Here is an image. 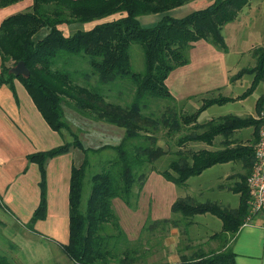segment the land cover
<instances>
[{"label":"trees","instance_id":"1","mask_svg":"<svg viewBox=\"0 0 264 264\" xmlns=\"http://www.w3.org/2000/svg\"><path fill=\"white\" fill-rule=\"evenodd\" d=\"M20 1L0 0V8ZM190 1L32 0L26 11L11 14L0 24V86H13L15 79H19L43 118L55 131L62 132L69 126L64 114L65 104L85 115L90 113L125 128L119 144L107 145L117 152V156L108 162L105 170L91 178L93 186L85 212L81 210L83 187L90 164L88 154L93 150L77 136L73 141L28 155L29 161L36 163L41 173V200L31 218L33 224L47 215L49 160L74 149L85 153L84 161L73 165L71 170L69 240L62 245L70 262L64 264H113L114 261L115 264H136L138 258L133 253L137 249L133 248L123 232L119 217L114 212L113 199L121 198L132 205L135 186H138V195L147 179L142 168L153 165L169 152L175 158L167 169L161 170V174L179 185L217 164L239 161L243 168L241 173L231 177L240 178L230 186L234 193L240 195L238 207L181 197L172 205L174 213L184 217L213 214L223 223L222 231L214 236L231 233V238L246 221L251 197L248 177L255 162L254 146L259 137L260 120L252 116L228 114L199 122L201 113L210 106L235 100L223 95L205 99L193 113L179 112L167 105L158 114L145 112L150 99L174 100L166 81L173 70L189 62L188 51L196 42L207 40L226 49L225 26L235 21L252 0H214L208 6L182 17L169 12ZM157 12L164 15L154 26L142 25L141 15ZM74 24H91V27L78 28L74 33L67 34L64 27ZM133 42L143 46V72L132 69L130 47ZM252 53L255 65L242 68L232 78L233 81L245 74L253 76L250 87L238 99L247 97L260 83H264V42ZM74 56L88 61L92 71L86 73L87 78L98 76V86L74 81L77 71L69 68L75 60ZM58 60L64 62L63 67L55 66ZM19 61L26 63L30 76H17L11 72ZM121 79H131L136 85L133 99L127 106L111 101L109 94L101 90V85L113 84ZM263 107L264 92L256 103L257 114ZM250 126L253 127L251 143L233 140L237 130ZM161 128L167 129L171 136L180 134L175 150H168L158 143L156 133ZM217 136L223 137V147L218 150L183 148L197 142L213 145ZM137 138L146 139L147 143L129 144ZM159 223L149 222L152 226L147 224V230ZM196 257L199 258L193 259ZM193 258L184 257L180 264H237L236 254L228 245L210 255ZM0 264L14 263L0 253Z\"/></svg>","mask_w":264,"mask_h":264},{"label":"rangeland","instance_id":"2","mask_svg":"<svg viewBox=\"0 0 264 264\" xmlns=\"http://www.w3.org/2000/svg\"><path fill=\"white\" fill-rule=\"evenodd\" d=\"M31 1L32 0H24L22 8H18L14 5L11 7V10H14L13 13L26 11L27 9L23 8L28 3L30 4ZM213 1L214 0H192L184 5L173 8L169 12L173 15L182 17L194 10L208 6ZM250 3V5L243 9L239 18L225 26L224 34L227 44L226 49H221L207 40L196 42V44H194L195 46H192L188 51L189 62L173 70L166 81L169 89L176 98H174V100L163 98L158 100L150 99L147 101L148 107L145 110L146 113L154 112L158 114L166 105L173 106L179 110V112L193 113L198 110V108L204 103L205 99L223 95L234 97L235 100L225 104H214L210 106L201 113L199 122H207L228 114L241 117L252 116L259 119L260 113L257 114L256 103L264 92V83H260L259 86L247 97L238 99L237 97L250 87L253 81V76L251 74H245L241 78L232 81V78L239 70L244 67L255 65L256 59L253 56L252 51L254 48L261 46L264 42V0H252ZM28 6L29 5L26 7ZM0 15H2V12H0ZM163 15L164 14L157 12L141 15L139 19L143 26L150 27L154 26ZM83 27L90 28L91 24L68 25L67 27H64V31L67 33V31L69 32L71 29L72 32H75L78 28ZM130 56L133 71L143 72L145 69L144 49L139 42H133L131 44ZM74 58V62L69 65L71 70L77 71L74 73V81L82 85L98 86V76H93L90 79L87 78L86 73L92 71L88 61L81 56H74ZM55 66L57 68L63 67L64 62L58 60ZM169 80L171 81L172 86H170ZM135 86L136 85L131 79H121L113 84L101 85V90L106 95L109 94L108 98L111 101L127 106L133 99ZM185 92H188L191 95L188 97H181L180 94ZM63 108L69 126L61 132L62 142L73 141L78 136L86 146L93 150L88 154L90 164L87 169L83 187L81 210L85 212L93 186L91 178L95 173L105 170L108 162L117 156V152L111 147H107V145L119 144L125 134V128L107 122L106 120H102L93 114L90 115L89 113L88 115H85L80 113L68 104H65ZM252 134L253 127H245L235 132L233 140L251 143L253 139ZM156 136L159 140L158 143L166 147L168 150H175L176 147H178L177 140L180 134H174V136H171L168 134L167 129L161 128L156 133ZM145 140L137 138L129 144L134 145L140 142L147 143ZM222 140V136H217L213 145L197 142L192 143L191 148L194 150L202 148L218 150L223 147ZM174 158L175 155L172 152H169L167 155H164L157 160L153 165H150L147 168H142L147 174V179L138 195V186H135L132 195L133 204L136 202L147 203V201H154V189L158 184L157 175L159 173L157 171L167 169ZM70 159L75 165H80L85 159V154L79 149H74ZM242 171V164L239 161L217 164L214 168L207 170L200 177H191L184 186L177 185L176 191L178 194L184 191L190 192V194H193L194 196H198V192L201 190L202 197L200 198H210L208 200L217 201L223 206L235 207L239 203V195L232 192L229 188L236 181L240 180V178L235 176L234 178L229 179L222 178L220 181H217V178L219 176H224L223 174L225 173L235 175ZM217 182L223 184L224 187L216 188L215 184ZM122 201L121 198L113 199L114 212L119 218L120 213L125 214V211L116 210L115 206L117 207ZM67 208L68 206L65 207V212ZM145 212L146 211L143 209L142 213L145 214ZM192 217H194L192 228L196 229L200 238L206 237L213 231L220 230L215 228L216 225L213 223L206 222L204 218H199L197 215ZM209 217H211V214ZM213 217L214 219H218L215 216ZM120 225L125 233L126 231L121 222ZM64 226L66 229V220H64ZM146 226L147 225L144 227L145 229H147ZM148 227H150V224H148ZM16 229L19 231L18 241L11 243L15 244V250L14 252L9 251L8 253H4L11 259V261L14 254L18 256L17 258L14 257L16 259L14 264H64L70 262V259L62 249L61 244L65 242L62 239L51 233H46L50 236L48 239L46 238V235L40 237L34 234H28L27 232L20 230L21 226H16ZM149 230L145 231L148 232ZM145 231L141 232L138 238H141ZM126 233L127 240L129 241L130 239V241H134L132 240L135 235L134 231H131L129 235ZM221 235V239H230L232 236L231 233H221ZM152 238L153 239L148 242L147 245L149 246H147L146 249L141 246L136 248V245L138 244L137 240L133 243L131 242L133 248L135 250L137 249L136 252L133 253V255L138 258L135 262L136 264L149 262L150 259H148L146 255L152 256L156 245L158 247L156 250L158 259L155 258V261L159 263L168 261V259H165L164 254H167L169 251L166 249L167 247L163 248L164 244L163 241H161L162 237L160 238L159 235L160 242H158V244L154 242V236ZM0 239H3V237L0 236ZM186 243H188L187 237H184L181 242H179L178 250L185 248ZM3 244L7 246L6 242L2 243L0 241L1 248ZM194 244L195 243H192V245ZM44 245L45 247L43 248ZM203 250L205 251L206 249L203 248ZM199 254L204 255L202 252ZM123 256L124 254L122 257ZM180 257V262L177 264H180L184 257L187 258L184 254H181ZM197 258L199 257L193 259ZM114 262L113 264H115Z\"/></svg>","mask_w":264,"mask_h":264},{"label":"crops","instance_id":"3","mask_svg":"<svg viewBox=\"0 0 264 264\" xmlns=\"http://www.w3.org/2000/svg\"><path fill=\"white\" fill-rule=\"evenodd\" d=\"M23 2L24 0L9 7L0 8V12H2L0 24L5 17L11 15L10 13L14 14V10H11L12 6L16 5L18 8H22ZM73 32L70 29L67 34H72ZM1 64L0 55V70ZM169 84L172 86L170 80ZM180 95L181 97H188L191 94L185 92ZM62 144L64 143L62 142L61 132L55 131L49 126L26 87L19 79H15L13 86L9 84L0 86V236L3 237L0 241L7 243V246L3 244L2 248L0 247L3 251L0 250V253L14 252L15 244L11 243L18 241L19 231L16 226H21L20 230L28 234L40 237L46 235L47 239L50 236L46 233H51L65 241L61 245L68 242L70 177L72 167L75 165L71 161L70 156L74 150L49 160L47 164V215L45 218L31 224L33 213L41 200V173L38 165L29 161L28 155ZM191 144L189 143L183 148H191ZM214 166L196 176L200 177L207 170L214 168ZM157 172L159 173L157 175L158 184L154 189L153 202H136L128 205L122 201L117 207L115 206L116 210L125 211V214L119 212V220L127 235L134 231L135 235L132 240H137V245L146 249L149 246L147 245L148 242L153 239V236L154 242L158 244L160 235L164 244L163 248L167 247L166 249L169 251L164 254L165 259H168V261L159 263L155 261V258L158 259L156 251L158 247L156 245L153 255H146L150 261L143 264H177L180 262L181 254L186 255L187 258L200 256L199 253L201 252L210 255L213 252H218L226 245L235 252L237 264H264V213L256 214L251 222L244 224L239 232L230 239H221L218 234V236H214V234L220 233L223 228V223L219 217L213 214L209 217L210 213L198 214L197 217L204 218L206 222L213 223L216 225L215 228L220 229L209 233L204 238H200L196 229L192 228L194 217H184L181 214L174 213L172 205L181 197H192L197 202L212 200H208L210 198H200L202 197L201 190L198 192V196L184 191L178 194L176 191L177 185H184L167 180L161 174V170ZM223 175L219 176L217 181L222 178L229 179L232 177L231 174L227 173ZM215 185L216 188L224 187L220 182ZM239 203L237 206L230 208L238 207ZM67 206L68 208L65 212V207ZM143 209L146 211L145 214L142 213ZM213 216L218 219H214ZM64 220H66V229ZM163 220H168V222H163ZM151 221L160 223L146 232L145 230L147 229L144 227ZM143 231H145L144 235L138 238ZM184 237H187L188 243H186L185 248L178 250L179 242ZM134 241L129 239L130 243ZM192 243L195 244L192 245ZM203 248L206 250L204 251ZM14 257L17 258L18 256L14 254ZM14 257H11L13 263L16 260Z\"/></svg>","mask_w":264,"mask_h":264},{"label":"built area","instance_id":"4","mask_svg":"<svg viewBox=\"0 0 264 264\" xmlns=\"http://www.w3.org/2000/svg\"><path fill=\"white\" fill-rule=\"evenodd\" d=\"M259 119L261 122L258 141L254 146L255 162L248 177L250 189V211L244 224L251 222L256 214L264 213V107L262 108Z\"/></svg>","mask_w":264,"mask_h":264},{"label":"water","instance_id":"5","mask_svg":"<svg viewBox=\"0 0 264 264\" xmlns=\"http://www.w3.org/2000/svg\"><path fill=\"white\" fill-rule=\"evenodd\" d=\"M11 72L17 76H30V70L24 61H19L15 66L11 68Z\"/></svg>","mask_w":264,"mask_h":264}]
</instances>
